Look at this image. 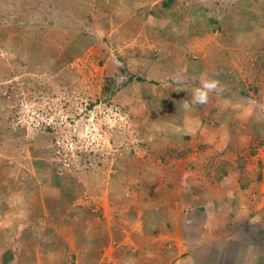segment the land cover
<instances>
[{
    "label": "rangeland",
    "instance_id": "obj_1",
    "mask_svg": "<svg viewBox=\"0 0 264 264\" xmlns=\"http://www.w3.org/2000/svg\"><path fill=\"white\" fill-rule=\"evenodd\" d=\"M81 1L95 19L80 0H0V264H258L236 241L264 238V131L249 121L264 111V0L256 16L255 0ZM57 16L65 29L35 35ZM203 79L241 93L250 138L242 162L206 167L225 182L215 214L200 195L183 204L197 147L182 104Z\"/></svg>",
    "mask_w": 264,
    "mask_h": 264
},
{
    "label": "crops",
    "instance_id": "obj_2",
    "mask_svg": "<svg viewBox=\"0 0 264 264\" xmlns=\"http://www.w3.org/2000/svg\"><path fill=\"white\" fill-rule=\"evenodd\" d=\"M79 5L82 8L87 9V13L85 15V18L90 16V12L94 14V19L96 18V11H95L93 6H91L90 4L86 5L81 0H80V3L77 5V7H79ZM259 5H260V2L258 0L257 11H260ZM261 6H263V5H261ZM56 20L60 21L59 17H56ZM78 21H79V23L77 22L78 25L80 23L81 24L84 23L83 20H78ZM62 23H63V25H62ZM67 23H68L67 21L63 22L61 20L60 22H57L55 24L56 26H54V28L51 29V31H53L54 29H65L66 28L65 26ZM77 24H75V25H77ZM225 27L229 28V25L226 24ZM83 32H85V30ZM111 33H112V31H111ZM81 35L82 36L78 35V37H80L81 39H93L92 36H90V34L89 35L81 34ZM109 36H107L106 39H109ZM222 40H224V39H222ZM216 67L217 66H215V68ZM229 82H230V80H229ZM226 86L231 87L232 85L227 84ZM224 97H225V95H224ZM219 99L220 98H218L214 94L209 93V99H208V102L206 104L196 105L192 108V109L196 110V120L193 122H189V124H188L190 126L193 123H196V130H195L196 135L194 136V142H195L197 148H196V159L194 160L195 162L192 163L193 165L191 163H188L187 164L188 169L185 170L187 173H189V175L187 177V178H189L188 179L189 181H186L187 182L186 186H189V187L186 188V192H187V195H189L191 197L189 198V200L184 201L183 204L185 206H187L188 202H190V201H191V204H196L194 202V198L192 200H190V199L193 196L200 195L202 200L199 201V203H198L199 205L197 204V206H199L200 210H201V208H204V212H206L207 209L208 210L210 209L211 211L212 210L216 211L215 207H216V205H218L219 201L216 197L215 186H217L218 184L225 185V182L223 181V183H224L223 184L222 179H220L217 175H216V177H214L213 175L208 173V175L211 176V177H209L207 175L206 167L211 166L213 164V162L215 161L216 156L218 154H219V156H224L225 154L234 153V155L236 154L237 155L236 157H238V155H240L239 153H241V148L238 147L239 140L242 137L246 138L247 140L250 139L248 137V135H241V133H240V131L242 129H241L240 123H239V121H240L239 103L236 101H233V100L230 101L229 99H220V101H222V103H221L219 101ZM262 103H264V102H262ZM241 106H243V105L241 104ZM259 113L262 117H256V121H254V119H253V114L251 115V119L250 120L248 119V120L251 123V129L252 130L255 129L257 132H259V131L263 132L264 131V111L259 110ZM224 117L227 118V122L225 124L223 123L221 125L220 124V122H222L221 119H223ZM216 123H219L220 125H217ZM205 132H207V133H205ZM200 133H205L206 137L200 135ZM260 134L261 133L257 134V136H256V139L258 140V143H256V144H259V138L263 139V136ZM234 139L235 140L237 139V146L236 147L233 146V148H230V145L232 146V141L235 143ZM247 156H248V154H247ZM242 161L243 160L241 159V155H240L238 157V162H242ZM190 165H192V167L194 169H192V167ZM227 171H228V169H227ZM228 175H229V171H228V174L226 176H228ZM172 180L175 181V179H172ZM245 190H247V189H245ZM179 194H182V193H179ZM230 199H231V202H233L236 198L234 197V195H232ZM219 200H221V199H219ZM201 211H198V212L201 213ZM215 213L216 212L212 211V214H215ZM258 220H256L257 223H259ZM256 229L257 230H264V227L261 229L256 227ZM257 235L258 234L256 233L255 236H257ZM236 244L237 245L241 244L242 247H244L245 245L250 246V248L254 251V255L257 256V260H259L258 264H260L261 260L263 261L262 264H264V238L259 239V237H258V240H256L255 243H254V240L251 241V240H248V238H246V239H242V241L237 240ZM211 250H212V247H204L203 249L202 248L196 249V252L197 251L201 252L204 255L206 253H208V255H209ZM202 254H200L198 256L201 258ZM228 259L229 258L224 257L223 261H228ZM217 260L221 261L220 255H218ZM223 261L219 262V264H221Z\"/></svg>",
    "mask_w": 264,
    "mask_h": 264
},
{
    "label": "trees",
    "instance_id": "obj_3",
    "mask_svg": "<svg viewBox=\"0 0 264 264\" xmlns=\"http://www.w3.org/2000/svg\"><path fill=\"white\" fill-rule=\"evenodd\" d=\"M38 4H40V3H45V4H48V2H49V6L50 5H52V2H53V0H46V1H44V0H35ZM172 1V0H171ZM254 1V0H253ZM253 1H242V2H244L245 4H252L253 3ZM166 6L168 5L167 3H164ZM236 5H237V3H235ZM257 5H258V0H255V3H254V5H251V7L252 8H250L249 6H248V8H247V12H250V13H252L253 15H255L256 16V14H254L255 12H258L257 11ZM261 5V4H260ZM34 7H35V5H34ZM36 8V7H35ZM49 10H51L52 11V7L50 6V8H49ZM211 10V9H210ZM210 10L209 9H207V8H205L204 9V11L208 14L209 12H210ZM240 10L241 9H239V7L237 6V9H234V10H231V11H228V15L225 13V15L224 16H229V15H231V14H233V13H236L237 15H241V13H240ZM212 11H213V9H212ZM153 14V13H152ZM153 15H156V16H159L158 14H153ZM58 17V16H57ZM210 17H211V15L209 14V20H211L209 23H208V27H210L211 28V30H220V29H224L225 27L223 26V23L222 22H218L217 20H215V18L214 17H211V19H210ZM252 20V19H251ZM250 20V21H251ZM254 20V19H253ZM252 20V21H253ZM257 20H260V19H256V21ZM60 21H61V19H60ZM60 21H58V20H56V18H54V20H51L50 21V26H48V27H41V28H35V25H34V33H35V35H38L39 33H41L42 35H44V34H46L47 32H48V29H53L54 28V26H56L55 24L57 23V22H60ZM62 25H63V23H62ZM251 25V24H250ZM43 28V29H42ZM40 29H42V31L40 30ZM38 30H40V31H38ZM225 30V29H224ZM34 33H32V34H34ZM31 34V35H32ZM235 37V36H234ZM93 39H96L95 37H92ZM227 40H229V42H232L233 41V39H227ZM258 52V51H257ZM264 58V57H263ZM263 61H264V59H263ZM262 70V69H261ZM131 81H133V80H131ZM135 81H137V82H139V83H143L144 81H142V80H139V79H136ZM114 80L113 79H108V82H107V85H106V87L104 88V90L107 92V91H111V89H112V87L114 86ZM239 95H241V93L240 92H237V93H233L231 96L228 94V93H225V98H227V99H229L230 101H236V102H238V100H237V97L239 96ZM222 96L224 97V95L222 94ZM239 99V98H238ZM195 128H196V125H195ZM196 132V131H195ZM235 140V139H234ZM229 146V145H228ZM233 146L234 147H236L237 146V139L235 140V143L232 141V146L230 145V148H233ZM225 155H228V154H225ZM263 233H264V230H263ZM7 257H5L4 258V261H3V264H7L8 263V260L6 259Z\"/></svg>",
    "mask_w": 264,
    "mask_h": 264
},
{
    "label": "clouds",
    "instance_id": "obj_4",
    "mask_svg": "<svg viewBox=\"0 0 264 264\" xmlns=\"http://www.w3.org/2000/svg\"><path fill=\"white\" fill-rule=\"evenodd\" d=\"M219 82L214 79H203L199 86L192 88L190 99L184 100L182 109L191 110L196 105H203L208 102L209 93L217 89Z\"/></svg>",
    "mask_w": 264,
    "mask_h": 264
}]
</instances>
